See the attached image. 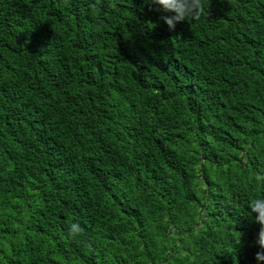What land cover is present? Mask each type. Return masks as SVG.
Masks as SVG:
<instances>
[{"label": "trees", "instance_id": "16d2710c", "mask_svg": "<svg viewBox=\"0 0 264 264\" xmlns=\"http://www.w3.org/2000/svg\"><path fill=\"white\" fill-rule=\"evenodd\" d=\"M201 2L0 0V264H264V0Z\"/></svg>", "mask_w": 264, "mask_h": 264}, {"label": "clouds", "instance_id": "9594fccd", "mask_svg": "<svg viewBox=\"0 0 264 264\" xmlns=\"http://www.w3.org/2000/svg\"><path fill=\"white\" fill-rule=\"evenodd\" d=\"M144 3L157 6L155 8L156 11L162 10L165 13H174L160 17L170 30H175L178 22L184 21L185 19L189 21L196 20L205 13V6L201 0H144ZM257 179L264 180V177H257ZM248 208H250L251 213L256 214L254 219L261 226L257 240V244L261 250L256 253V259L258 261H264V198L251 199ZM68 231L69 236L75 237L82 229L79 223H73Z\"/></svg>", "mask_w": 264, "mask_h": 264}]
</instances>
